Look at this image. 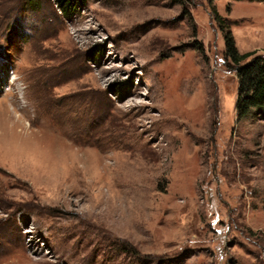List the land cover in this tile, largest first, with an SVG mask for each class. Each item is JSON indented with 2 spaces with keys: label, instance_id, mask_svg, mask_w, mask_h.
I'll use <instances>...</instances> for the list:
<instances>
[{
  "label": "rangeland",
  "instance_id": "rangeland-1",
  "mask_svg": "<svg viewBox=\"0 0 264 264\" xmlns=\"http://www.w3.org/2000/svg\"><path fill=\"white\" fill-rule=\"evenodd\" d=\"M58 6L0 0V264H264V108L214 15L261 55L264 1Z\"/></svg>",
  "mask_w": 264,
  "mask_h": 264
},
{
  "label": "trees",
  "instance_id": "trees-1",
  "mask_svg": "<svg viewBox=\"0 0 264 264\" xmlns=\"http://www.w3.org/2000/svg\"><path fill=\"white\" fill-rule=\"evenodd\" d=\"M87 0H56L62 14L69 15L77 12L80 6ZM264 1V0H250ZM220 23L223 33L224 56L229 59L237 79V95L235 102L237 119H241L252 112L253 109L264 108V54L252 56V52H238L231 31L225 21H221L214 13ZM250 57V58H249Z\"/></svg>",
  "mask_w": 264,
  "mask_h": 264
},
{
  "label": "bare ground",
  "instance_id": "bare-ground-1",
  "mask_svg": "<svg viewBox=\"0 0 264 264\" xmlns=\"http://www.w3.org/2000/svg\"><path fill=\"white\" fill-rule=\"evenodd\" d=\"M19 122V121H18ZM23 122V121H22Z\"/></svg>",
  "mask_w": 264,
  "mask_h": 264
}]
</instances>
